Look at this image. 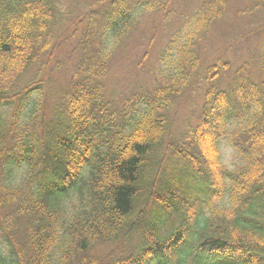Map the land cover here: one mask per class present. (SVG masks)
<instances>
[{
  "label": "trees",
  "instance_id": "obj_1",
  "mask_svg": "<svg viewBox=\"0 0 264 264\" xmlns=\"http://www.w3.org/2000/svg\"><path fill=\"white\" fill-rule=\"evenodd\" d=\"M173 1L87 0L75 43L72 1L0 0V264H264V78L245 63L227 79L205 51L228 9L262 28L264 0H196L178 20ZM150 14L174 26L158 64L154 23L127 73L145 81L108 93L118 47Z\"/></svg>",
  "mask_w": 264,
  "mask_h": 264
},
{
  "label": "rangeland",
  "instance_id": "obj_2",
  "mask_svg": "<svg viewBox=\"0 0 264 264\" xmlns=\"http://www.w3.org/2000/svg\"><path fill=\"white\" fill-rule=\"evenodd\" d=\"M71 1L73 2L72 7L74 11L72 19H74V17L77 16L78 13H80V16L78 18L82 19L81 23H77L76 28L74 26L70 29V32L73 31L74 28L76 29V34L73 37V41L76 43L85 32L87 19L84 20V18L87 13V4L89 2H87V0H66L68 5L71 3ZM134 1L142 2V0ZM250 1L251 0H237V9L246 11L247 9H249L247 6H249ZM195 2L196 0H174L170 6V9H173L176 13L175 19L178 20L181 16L180 14L184 12L185 9L191 8L189 4H194ZM235 13V11L228 9L225 13V17L219 23L218 28L213 31L210 38L207 40L205 49L206 58L210 57L212 60L214 58H219L229 62L230 70L226 73L227 79L231 78L235 70L246 63L251 78L255 81H259V79L264 78V26L262 28L260 25L246 27V23L250 15L246 13L241 18H237L235 16ZM255 13L256 16H260L259 19L256 20V22H264V20L261 19V15L263 12L256 11ZM159 22L160 21H158L156 15L150 14V16H141L138 22L137 31H134V33H132L129 37L125 38L122 41V43L118 47L116 58L114 59L110 67L106 83L108 93L114 94L116 96L118 94V85L128 84L133 88L134 86L142 85V83L145 81L142 79L143 76L141 73H138L136 75L135 80L132 76L127 75V73L133 65H138L139 55L142 50L147 48V42L150 39L151 34L153 33L152 25L154 23L157 28V30L155 31V34L157 36L154 43L152 44V47L150 48L149 58L147 60L148 63H146H151L152 67H155L156 64H158L156 61L159 56L160 50L162 49L164 43L167 41L170 33L174 29V26H171L170 29H165L163 28L162 23ZM221 27L225 28L226 33H224V35H228V39H222L220 33L217 32L218 29L221 30ZM251 29H255L257 34L250 35L248 38L243 37V40H239L235 44H232V46H227V43L231 40V38L234 39L240 34H246ZM64 48L65 45L62 47V49L64 50ZM56 59L61 63L65 62V51L57 53ZM28 75L29 74L27 73L25 76ZM155 75H157L156 71L153 74H149L147 78ZM66 78L67 74L62 70L54 72V74L52 75V81L54 83V88L56 89H54V91H59L61 86L65 83ZM56 92L55 96H57ZM196 99L198 98L196 97ZM194 105L197 106V103H194ZM191 107H193V102H191L190 104H186L180 109L175 120L176 126L182 124V120L187 115V112L190 111ZM229 153V149L225 148L223 154L226 160H228L229 158ZM73 205H78L76 197L74 195L72 201H70V204L68 205L69 212L74 210ZM97 251L99 253L112 254L116 252V249L112 245H104L101 247H97Z\"/></svg>",
  "mask_w": 264,
  "mask_h": 264
}]
</instances>
